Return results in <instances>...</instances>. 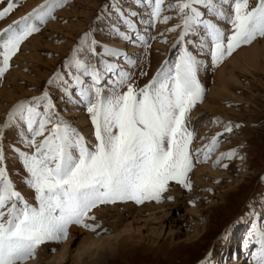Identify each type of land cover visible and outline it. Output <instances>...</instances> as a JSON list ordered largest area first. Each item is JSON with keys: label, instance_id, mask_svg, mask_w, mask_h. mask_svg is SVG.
Here are the masks:
<instances>
[{"label": "rangeland", "instance_id": "obj_1", "mask_svg": "<svg viewBox=\"0 0 264 264\" xmlns=\"http://www.w3.org/2000/svg\"><path fill=\"white\" fill-rule=\"evenodd\" d=\"M8 2L17 6L0 19V32L44 4V0H0V11ZM176 2L164 0L165 11L160 20L153 21L147 0L140 4L134 0H55L51 16L42 24L36 22L40 30L21 43L9 68L0 77V126L8 125L0 139L5 155L3 166L15 189L28 204L36 206L35 192L25 183L28 173L19 157V152L31 151L24 143L25 138L31 137L18 114L8 121L9 113L21 102H29L43 113L46 101L36 104L33 98L47 92L62 121L82 135L91 149L96 143L94 128L86 105L78 96L79 89H74L72 83L73 76L80 75L75 61L97 65L103 74L100 87L107 95L120 79L130 78L128 82L135 88H143L166 63L174 65L181 50L188 48L201 62L197 78L204 89L202 100L191 109L187 123L188 131L193 134L190 145L193 169L188 175L191 190L170 182L160 202L146 200L137 204L126 201L101 205L90 213L95 219L87 221L95 231L72 225L69 234L75 227L93 232L97 238H114L119 233L116 236L114 225L107 223L112 220L109 219L112 215L114 219L117 217L113 210L145 208L142 214L146 217L156 211L148 206L165 204L169 208L165 212L167 217L149 222H145V218L139 219L132 227L123 229L127 236L119 241L120 234L118 241H114V250L106 248L107 253L100 264H257L253 257L260 247L258 234L264 231V64L262 69L251 65L253 68L249 66L247 70L241 66L231 68L227 64L225 72L232 69L238 80L229 84L230 97L214 99L211 90L219 88L218 71L224 64L239 51L264 39L258 38L251 45L241 46L213 64L210 39L203 49L200 46L204 40L202 25L179 43L181 29L169 31L180 23L178 10H168V5ZM257 2L250 0V7ZM232 4L233 0H228L222 10L230 13ZM197 7L204 13L202 19L212 20L228 31L230 25L225 18H217L203 6ZM132 12L136 13L134 17L130 15ZM163 16L171 19L165 23ZM126 20L131 21V27ZM93 41L96 42L94 45ZM91 47L96 49L95 55L89 52ZM105 49L119 54L109 56ZM106 64L115 65L116 70L108 73ZM224 77L229 78L228 73ZM82 78L86 83L91 82L90 77ZM50 80L53 81L51 84ZM117 90L126 91L127 88ZM207 98L214 102L218 111L206 112L192 120L193 110ZM229 126L231 131H226ZM213 138L217 142L209 153L206 146ZM228 153L234 154L229 158ZM204 165L212 179L201 181L196 170ZM176 200L178 204H174ZM117 230L121 232L122 229L118 226ZM64 242L54 244L60 247ZM51 244H42L28 263L39 257L40 264H47L41 254L46 251L48 256H53L57 250ZM84 246L89 248L91 245ZM78 248V242L71 246L72 255ZM82 250L79 248V252ZM86 254L80 261L67 260L66 254L61 264H98L95 262L97 253L89 251Z\"/></svg>", "mask_w": 264, "mask_h": 264}, {"label": "snow or ice", "instance_id": "obj_2", "mask_svg": "<svg viewBox=\"0 0 264 264\" xmlns=\"http://www.w3.org/2000/svg\"><path fill=\"white\" fill-rule=\"evenodd\" d=\"M134 2L140 4L143 0ZM227 2L177 0L168 5V10H178L180 23L169 31L181 29L179 43L202 25L204 40L200 46L203 49L210 39L213 64L241 46L264 39V0H258L254 7H250V0H233L231 12L225 13L222 6ZM147 3L153 21L160 20L164 0ZM16 6L8 2L0 11V19ZM54 6L55 0H44V4L0 32V77L21 43L40 30L36 22L44 23ZM197 6L225 18L230 25L228 31L212 20L202 19L204 13ZM170 19L163 16L165 23ZM125 23L131 27V21ZM89 52L95 55L96 49L91 47ZM105 53L119 54L110 49ZM200 63L192 51L183 48L174 65L166 63L143 88H135L128 82L130 78L120 79L105 95L100 87L103 74L97 65L75 61L80 75H74L72 83L74 89H79L78 96L94 128L96 143L91 149L82 135L62 121L47 92L33 98L36 104L46 101L43 113L29 102H21L9 113L8 121L18 114L31 137L24 139L31 151L19 152V157L28 173L25 183L34 190L37 204H28L15 189L3 166L5 155L0 144V264H28L42 244L66 240L72 225L95 231L87 221L95 219L90 213L101 205L160 202L170 182L191 190L188 175L193 169V134L187 123L191 109L203 97L204 89L197 78ZM105 70L112 73L116 67L106 64ZM82 77H90L91 82L86 83ZM124 87L126 91L117 90ZM7 126H0V139ZM216 142L213 138L206 146L207 152ZM233 154L227 155L230 158ZM257 242L260 247L253 258L257 264H264V231L259 232Z\"/></svg>", "mask_w": 264, "mask_h": 264}, {"label": "bare ground", "instance_id": "obj_3", "mask_svg": "<svg viewBox=\"0 0 264 264\" xmlns=\"http://www.w3.org/2000/svg\"><path fill=\"white\" fill-rule=\"evenodd\" d=\"M233 57V56H232ZM231 59V58H230ZM263 61H264V41L261 42H255L254 44H252L250 47L239 51L238 53L235 54V56L230 60L229 63L224 64V66L222 68L219 69L218 71V78H219V83L220 86L219 88L216 89L213 88L211 90V96L214 99H220V98H224L230 97V90H229V84H235L238 82V80L234 77L233 73H232V69H229L227 72L226 68L227 64L231 67H238L241 66L242 68H244V70H247V68L252 67L251 65H255L257 67H259L260 69H262L263 66ZM241 68V69H242ZM253 68V67H252ZM250 71V70H248ZM252 71V70H251ZM262 72V71H261ZM228 73L229 78H226L224 76H226V74ZM221 77H224L223 79H221ZM219 85V84H218ZM226 94V95H224ZM209 98H207L201 105H198L195 110H193V112L191 113V118L192 120L195 119V117L201 116L206 112H217L218 108L213 106V101L212 100H208ZM213 102V103H212ZM197 175L199 176L201 181H204L206 178L212 179V177L210 176V174L208 173V168L207 166L204 165V167L198 168L196 170ZM214 174V173H212ZM174 204H178V201L176 200ZM108 209V208H107ZM148 209L153 210L155 209V212H152L150 214H147V216L145 217V215L142 214V211H145L144 209L141 210H136L135 208H131L128 207L126 208V210L123 211H118L115 209V211L113 210L112 213H114V217H116V219L112 218L113 215L111 217H109V219H112L111 221L107 220L106 222L110 225L113 224L114 225V229L116 232V236L118 234L117 237H107V236H103L100 238L94 237L93 232H89L88 230H78L79 228H75L72 227L70 229V234L68 235V238L65 240V242L63 243V245H61L60 247L57 246V244L55 245V242H52V246L55 250H57V252L53 255V256H48L46 254V251H42L43 253L41 255H44V261H46L47 264H61L62 263V258H64V255L67 254L68 258L66 257L67 260L73 258L76 261H80L82 259H85L84 256L88 255L86 253H88L89 251H92V253L95 252V254L97 253V258L95 259L98 264H100V262H102V258L103 256H105V254L107 253L106 248L110 247L112 250H114V244L116 241H118V238L121 237L119 239L123 240L127 235L124 234L123 229L127 228V227H132V224H134V222L138 221L139 219H141V221H143V219L145 218V222L146 221H157L158 219H160V217H167L168 215H166V210H169V208L167 209V205L163 204L157 207H151L148 206ZM108 211V210H107ZM134 211H139L138 212H134ZM126 212L128 213V216L126 215ZM109 213V212H108ZM161 213V216H158ZM117 214V215H116ZM109 216L111 214H108ZM166 215V216H165ZM128 223L125 225V222ZM118 226L121 227V232H119ZM82 236V239H80V237ZM80 239V240H79ZM116 240V241H115ZM115 241V242H114ZM79 243V248H83V252H79V248L76 251V253L74 255H72L71 253V246L75 245L76 243ZM91 245L89 246V248L85 247L84 245ZM108 245V246H106ZM82 253H84V256L82 257ZM40 255V256H41ZM65 259V260H66ZM39 257L32 261L29 262L28 264H40ZM66 260V261H67ZM92 263V262H91ZM90 263V264H91ZM93 264V263H92Z\"/></svg>", "mask_w": 264, "mask_h": 264}]
</instances>
